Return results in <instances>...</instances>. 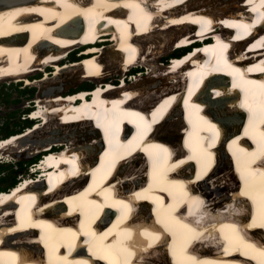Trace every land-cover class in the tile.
<instances>
[{
	"label": "bare ground",
	"instance_id": "6f19581e",
	"mask_svg": "<svg viewBox=\"0 0 264 264\" xmlns=\"http://www.w3.org/2000/svg\"><path fill=\"white\" fill-rule=\"evenodd\" d=\"M251 11H255L253 22L247 16ZM212 13L221 16L215 17ZM30 16H34L33 22L23 24ZM35 18L40 20L35 21ZM222 18L223 21L219 20ZM82 20L89 25L78 35ZM69 24L74 28H70ZM197 25L198 29H202L199 33L214 29L217 39L218 35H225L230 29L237 30L239 38H247V33L252 31L251 36L255 35L249 37V41L233 43L237 58L241 64L245 55L256 57V60L263 58L252 66L248 64L246 70L230 64L228 59L224 68H220V63L226 59L223 47L228 40L225 39L217 41L221 52L210 50V57L205 54L209 63L202 62L198 53H192V50L187 57L173 60L174 69L183 62L186 64L184 68L188 69L186 74L194 75L189 85L186 77L179 79L178 72L159 71L156 62L173 52L165 31H179L170 34L173 39L180 36L175 42H190L194 38L192 30ZM133 26L138 28L132 29ZM58 27L63 28V34ZM24 30L30 36L27 44L23 43V36L18 33ZM12 32L15 35L8 37ZM103 32L111 33L113 37L105 39L112 42L89 49L96 51V55L84 61L87 76H97L94 79L102 82V78L110 74L104 68L111 66L118 68L112 72L121 74L118 79H114L116 75L112 76L111 81L127 80V68L134 60L139 62L134 67L148 70L147 76L143 75L131 84L124 82L127 87H118L116 94L115 90L110 93L98 86L90 103L78 99L87 91L84 89L66 94H62L65 88L47 89L35 98L38 108H33L29 115L38 116L41 120L25 131L0 140V157H3L8 149L16 148L18 141L27 140L29 134L48 125L49 119L61 120L64 126H69L92 123L89 119L94 115V118L98 117L97 127L103 124L105 143L111 141L114 145L101 156L98 171L94 172L99 161L96 154L101 147L99 132L96 128L77 131L74 134L81 139H86L91 133L95 135L86 144L69 145L61 140L59 144L66 143L68 148L64 146L60 154L45 157V164L40 165L44 172L39 178L34 179L33 174L25 173L20 176L29 175L24 181L20 179L7 191H1L0 217L14 212L21 214L22 219L14 215L18 222L12 224L13 221L8 222L12 219L10 216L0 218V241L13 240L15 244L14 248L9 244H0V264H41L40 259H34L35 262L29 260V257L41 254L48 260L56 261L60 256L48 246L53 240L52 234L48 233L46 239L49 241L43 242L41 231L38 234L36 229L42 226V231H46L50 225H56L57 220L69 223L64 218H76L79 213L87 216V220L84 218L79 222L80 228L64 226L62 231L66 238H62L67 244H79L81 240V244L90 251L98 252L99 249L101 257L105 256L104 248H107L109 251L113 249V254L114 249L121 253L126 249L127 258L135 255L144 259L148 255L142 249H146L149 242L141 239L139 233L153 237L150 247L159 246L167 235L179 240L185 234L189 240L195 234L192 244L183 247L185 252L181 254L191 263L264 264V54L259 53L264 49V0H233L232 3L229 0H0V81L7 77L19 79V76L37 74L39 66L54 67L34 80L40 83L57 78L70 69L82 71L83 68L78 67L82 64L79 61L70 64L62 62L60 65L57 61H50L60 55L64 57L82 40L93 41ZM258 36L254 44L242 47ZM53 40L60 46H51ZM167 47V54L160 55ZM213 60L216 62L215 69L211 68ZM34 65L38 67L30 69ZM158 71L160 74L155 76ZM214 73H226L228 78L231 76L241 82L237 89H233L236 83L232 82L230 86L223 74ZM163 77L177 80L167 84L163 82ZM106 79L109 80L108 77ZM203 79H209L208 83L204 81L198 88L193 86L196 80L200 84ZM242 81L251 82L250 89ZM32 83L25 82L26 85ZM163 84L172 85L173 89L171 87L167 91L169 88ZM112 94L119 98L106 100L105 97H112ZM129 97L131 99L123 104ZM180 109L186 111L183 120L190 126L184 131L189 143L184 142L186 151L174 154L171 147L174 142L170 141V137L164 134L155 136V133L176 112L180 114ZM245 110L250 111L247 120L241 113ZM241 118L243 124L238 127ZM183 120L180 118L176 122L180 129L185 126ZM135 122L137 131L126 133ZM117 128L120 130L116 132ZM170 134L177 138L172 131ZM50 144L52 142L46 146ZM27 148V144L22 143L20 149L24 152ZM34 149L38 152L41 147ZM128 151L134 153L127 157ZM66 161L69 167L65 166ZM88 174L94 179L90 185H87ZM140 176L142 179L138 178ZM53 181H56L55 185ZM60 181L63 183L58 186ZM68 185L72 187L68 189ZM96 192L101 193L104 200L92 199V194L101 196ZM168 197L172 202L167 201ZM147 203H156L153 212L160 232L147 224L148 218L144 222L139 220L144 218L140 214L146 213ZM120 205L124 208L120 211V218L115 215L111 222L100 223L106 207L117 214V206ZM136 208L138 211H133ZM121 213H124L122 217ZM130 217L139 220L140 224L131 226ZM257 228L260 230L255 239L252 235L258 231ZM135 234L134 242L139 247L128 248L127 239ZM199 240H207L205 243H210L206 244L208 251L213 250L217 254L200 260L196 253L198 249L193 247L194 251L191 248ZM62 245L58 241L56 248ZM81 253L84 255L85 251ZM237 253L242 256L240 259ZM162 255L158 256V260ZM60 259L58 263H49L77 264L71 252L63 254V259ZM128 264H134V260Z\"/></svg>",
	"mask_w": 264,
	"mask_h": 264
},
{
	"label": "rangeland",
	"instance_id": "374dc122",
	"mask_svg": "<svg viewBox=\"0 0 264 264\" xmlns=\"http://www.w3.org/2000/svg\"><path fill=\"white\" fill-rule=\"evenodd\" d=\"M193 1H197V0H193ZM229 1H231V3L233 2V0H229ZM212 14H214V13H212ZM214 15H215V17H219L220 14L215 13ZM171 30L165 31V33H166L165 37H167V39H169L168 42H170L169 43L170 44L169 45L170 49L173 48L174 42L180 37L179 36V37H177V39H173L170 34L172 32L174 34V33L179 32V31H176L175 29H171ZM182 34L183 33H181V35ZM106 44H109V43H106ZM46 45H44V48H46ZM169 48L167 47L162 52H160V55H162L163 53L167 54V51L169 50ZM74 49H76V48H74ZM71 51L69 50V52H70L69 56H67V60H65V62H63V63L70 64L68 62H72V61H70V54H72V53H74V55L76 57L75 62L78 61V55L74 51L73 52H71ZM146 53L147 54L150 53L149 48H147V47H146ZM179 53L180 52H171V53L167 54L161 60L156 62V67H158L159 71H161V72L164 71L163 69H165V68L162 65V64H164L163 62L168 61L167 58L169 56L178 55ZM152 58L153 57H149V59H152ZM103 59H101V61H104ZM105 60H106V58H105ZM161 61H163V62H161ZM102 63L104 64V62H102ZM78 67L80 68V66H78ZM109 67L108 68H104L105 69L104 71H107V73H110V74L108 76H105L104 78H102V81H106L107 80L106 77H108V79L111 80V79H113L112 76H115L117 74L116 72H112L115 69L114 67H111V66H109ZM115 70H118V68H116ZM146 71H148V70L144 69L140 73L134 74L130 78V80H131L130 84L134 83L135 81L140 79V77H142L143 75L147 76ZM159 71L156 73L155 76H158V74H160ZM139 74L141 76H137ZM40 75H41L40 73H37V74L34 73L32 75H26V76L23 75V76H19L18 77L19 79L12 78V77H10V78L7 77V78H5V79L0 81V140L2 139L1 138L2 128H4L6 124H8L10 127L21 125V120L23 119V116H24V114L22 112L26 108V106H27L28 102L30 101V99L31 100L35 99L37 96H39V93H43V91H46L47 89L50 90L52 88H65L66 90H64L62 92V94H66V93H71V92H75V91L84 89V88H80V89L78 88L77 89V87L82 85V84H84V83H86V82H87V86L88 85H92V87H93V85L96 82H98L97 79H94V81H93L92 79L90 80L89 78H87L88 76H87L86 73L82 74V71H76V70H72V69H70L69 71L63 72L57 78L51 79L50 81H47L45 83H40V82L34 81L36 78H38V79L41 78L42 76L40 77ZM118 75H121V74H118ZM118 75H116V77H114V79L120 78ZM30 76H34V77H30ZM25 77L34 78L31 81L33 83L29 85V87L33 88V91H32L31 95H28L30 90L29 91H24V93L22 91H20V90L23 89V86L26 85V84H24V81H23V84L20 87L14 86L15 82H17V81H19V80H21L22 78H25ZM175 80H177V78H175ZM175 80H173V78H164L163 77V82L167 83V84H171L172 82H175ZM88 82H90V83H88ZM162 86H165V85L163 84ZM165 87L169 88V89L165 88L167 91L170 90L171 87H172L171 89H173L172 85H170V86L166 85ZM165 91L164 92H160L158 94L161 95V94L165 93ZM136 99H138V97ZM229 101H227V102H229ZM207 103L209 104V102H207ZM181 115H183V113ZM181 117L182 116H180V114L178 112H176L174 114V116L171 117L172 119H170L169 122H166L164 126L158 127L157 131L155 133V136H157L158 134H164V135H167V138L170 137L169 138L170 141L174 142L173 144L171 143V146H172L173 151L176 154H180V152L182 150V149H180L181 147L179 148L180 145H178V136H179L180 127L176 123V122H178L177 120H180ZM95 126H97V124ZM94 128L95 127L93 126L92 123H83V124L82 123H80V124L78 123V124H75V125H69V126L65 125L64 126L63 122H61V120H59V121L51 120L50 121V119H49V124L48 125L43 126L40 130H37L34 133L29 134L27 140H24L23 142L18 141L17 142L18 144H17L16 148L8 149L5 152V154L3 155V159L1 161L9 162V161L13 160L15 162V160L16 161L17 160L18 161L19 160H21V161L29 160V159L32 158L33 154L37 153L34 148L38 147L40 149V147H41V149H42V147L46 146L50 142L59 144V142H61V140H63L64 142L67 141L69 145L72 144V143L73 144H76V143L86 144V143L90 142V138L93 135H95V134L91 133L89 136L86 137V139L85 138L81 139L80 137L76 136L74 133L77 132V131H78V133L83 132V131L85 132L87 130H93ZM181 128H182V126H181ZM22 130L25 131L27 129L24 128ZM171 131L173 133L177 134V138L176 137H172V135L170 134ZM171 138H173V140ZM79 140H81V141L83 140V141L81 142ZM22 143L27 144L28 148L29 147L30 148L29 149L27 148L26 151L23 152L20 149ZM64 146H66V148H68V145H66V143H65ZM2 151L4 152L5 149L2 150ZM142 163H143V161H142ZM13 166H14L13 168H15V164ZM29 172L30 171H27V172H24V173L18 175L16 177V180L19 179L20 176H23L25 173H29ZM5 174H6L5 175V179L0 181V186H6L8 184V182L10 181V178H11L10 174L11 173H8V170H7V171H5ZM138 178L142 179V176H140ZM72 185H68L67 188L69 189V187H72ZM12 194H13V192H12ZM62 194H63V192H62ZM12 213H14V212H12ZM13 215H17L20 218L19 220L22 219V215L19 214V213H14ZM140 215H142V212H141ZM3 216L4 217H0V218L1 219L7 218L10 215H8V213H7V214H5ZM11 221H13V219H8V222H11ZM160 260H162V258Z\"/></svg>",
	"mask_w": 264,
	"mask_h": 264
},
{
	"label": "trees",
	"instance_id": "16d2710c",
	"mask_svg": "<svg viewBox=\"0 0 264 264\" xmlns=\"http://www.w3.org/2000/svg\"><path fill=\"white\" fill-rule=\"evenodd\" d=\"M76 57L74 55V53L70 54V61H75ZM163 62V61H161ZM90 83V82H88ZM14 85V84H13ZM14 86L20 87V84H15ZM92 85H88L87 86V82L78 86L77 89L79 88H84V89H89L91 88ZM27 89V90H26ZM28 95L32 94L33 88L31 87H24L22 90L23 93L24 91H29ZM28 111V108H25L24 111L22 112L23 114H25ZM33 121L30 119H27L25 116H23V119L21 120V125L18 126H13L10 127L8 124L5 125L4 128H2V134H1V138H6L9 137L12 134L15 133H19L22 132L24 128L30 127L32 125ZM39 157L38 152L33 154L32 158L29 160H25V161H21V160H15L12 162H6V161H0V181L5 179V171L8 170V173H11L10 176V181L8 182V184L6 186H0V192L3 190H6L10 187H12L15 183H16V177L24 172H27L26 170H28L27 165L31 162H35L37 160V158ZM15 164V168H13ZM13 168V169H12Z\"/></svg>",
	"mask_w": 264,
	"mask_h": 264
},
{
	"label": "clouds",
	"instance_id": "9594fccd",
	"mask_svg": "<svg viewBox=\"0 0 264 264\" xmlns=\"http://www.w3.org/2000/svg\"><path fill=\"white\" fill-rule=\"evenodd\" d=\"M26 87H29V86H26ZM24 88V87H23ZM27 107V106H26ZM28 112V111H27ZM26 112V113H27ZM26 113L24 114V116L27 118V119H29L27 116H26ZM31 120V119H30ZM33 121V120H32ZM31 126H33V123H32V125ZM26 129H28V127L26 128ZM13 161V160H12Z\"/></svg>",
	"mask_w": 264,
	"mask_h": 264
},
{
	"label": "water",
	"instance_id": "95a60500",
	"mask_svg": "<svg viewBox=\"0 0 264 264\" xmlns=\"http://www.w3.org/2000/svg\"><path fill=\"white\" fill-rule=\"evenodd\" d=\"M71 24V23H70Z\"/></svg>",
	"mask_w": 264,
	"mask_h": 264
}]
</instances>
